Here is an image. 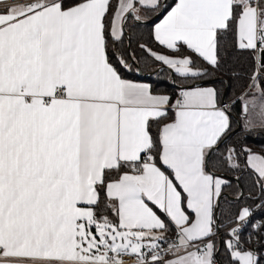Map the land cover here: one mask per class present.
<instances>
[{"label": "snow or ice", "instance_id": "6c2138e0", "mask_svg": "<svg viewBox=\"0 0 264 264\" xmlns=\"http://www.w3.org/2000/svg\"><path fill=\"white\" fill-rule=\"evenodd\" d=\"M0 4V264H264V0ZM149 14L171 93L124 75ZM230 53L258 99L205 83Z\"/></svg>", "mask_w": 264, "mask_h": 264}, {"label": "trees", "instance_id": "16d2710c", "mask_svg": "<svg viewBox=\"0 0 264 264\" xmlns=\"http://www.w3.org/2000/svg\"><path fill=\"white\" fill-rule=\"evenodd\" d=\"M165 2L170 3L171 0H165ZM155 14H149L145 19L141 21H146L152 18ZM157 20V19H156ZM156 20L151 22H140L135 20H129L128 26L126 28V36L122 48H129L130 51L135 53L137 60L139 61V68L141 71L137 73L135 71V62L132 72H125L124 75L129 79H140L147 81L153 85L155 91L159 92H168L171 93L174 90V86L170 82L169 72L165 69L162 72H155L153 69L156 67V64L153 63L148 54L143 50L139 49L138 45L140 43H146L149 47L156 51H162V49L156 44L150 35L151 26L155 23ZM226 67L215 73V76L211 77L209 80H206L205 83H211L215 81V86L220 88L223 95L224 103L231 102L240 96L243 92L247 91L248 87V77L251 72V60L247 56V53L244 54H233L230 53L228 59L225 61ZM233 72L239 74V80L235 79ZM220 80H223L225 83L221 85ZM228 85H232L228 87ZM241 104L236 103L235 108L232 110V119L235 125L237 119L241 118L240 112ZM238 131V129H237ZM239 139L235 135L232 136L230 142L235 143ZM249 146L253 147L255 151L259 152L264 148V136L251 135L245 141ZM241 175V173L229 174V178L233 179V188L229 189V195L234 194L236 189L235 176ZM251 177L248 174H244L240 181V184L243 186L242 190H247L249 186Z\"/></svg>", "mask_w": 264, "mask_h": 264}, {"label": "crops", "instance_id": "0c3cea01", "mask_svg": "<svg viewBox=\"0 0 264 264\" xmlns=\"http://www.w3.org/2000/svg\"><path fill=\"white\" fill-rule=\"evenodd\" d=\"M5 5L0 4V8L4 7ZM158 22V19L155 21ZM143 82H147L142 80ZM148 83V82H147ZM247 92L249 93L245 99L248 101H252L253 99H258L259 97V92L256 89H247ZM228 104H231V102H227Z\"/></svg>", "mask_w": 264, "mask_h": 264}, {"label": "built area", "instance_id": "2783aa9c", "mask_svg": "<svg viewBox=\"0 0 264 264\" xmlns=\"http://www.w3.org/2000/svg\"><path fill=\"white\" fill-rule=\"evenodd\" d=\"M124 264H135V261L129 258H125Z\"/></svg>", "mask_w": 264, "mask_h": 264}, {"label": "water", "instance_id": "95a60500", "mask_svg": "<svg viewBox=\"0 0 264 264\" xmlns=\"http://www.w3.org/2000/svg\"><path fill=\"white\" fill-rule=\"evenodd\" d=\"M158 19L156 15H154L152 18H150L149 20H146V21H140V22H151L153 20H156Z\"/></svg>", "mask_w": 264, "mask_h": 264}]
</instances>
